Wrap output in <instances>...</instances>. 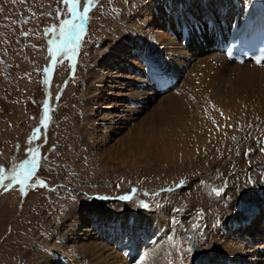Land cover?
Segmentation results:
<instances>
[{
    "label": "bare ground",
    "instance_id": "6f19581e",
    "mask_svg": "<svg viewBox=\"0 0 264 264\" xmlns=\"http://www.w3.org/2000/svg\"><path fill=\"white\" fill-rule=\"evenodd\" d=\"M81 1L71 3L58 58L77 53L76 41L98 0H86L83 11ZM208 1L151 0L135 16L118 18L117 37L104 41L77 91L87 143L99 156L115 154L121 162L172 165L179 190L162 197L190 191L186 213L179 217L168 207L159 214L148 203L140 205L136 193L96 195L103 202L74 207L56 239L52 234L39 246L30 237L26 260L36 263L47 251L62 257L46 256L41 264H264L262 230L255 225L264 215V166L256 164L264 159V62L237 64L217 51L232 25L264 14V0ZM198 5L206 13H196ZM149 72L166 75L170 84L161 91ZM48 109L45 101V114ZM128 124L132 132L122 135ZM127 137L134 143L125 146ZM198 168L208 176L198 177ZM208 182L216 184L215 193L207 190ZM136 231L147 237L144 245ZM117 234L128 236L125 241L133 236L135 244L116 249ZM194 248L203 259L191 260Z\"/></svg>",
    "mask_w": 264,
    "mask_h": 264
},
{
    "label": "rangeland",
    "instance_id": "374dc122",
    "mask_svg": "<svg viewBox=\"0 0 264 264\" xmlns=\"http://www.w3.org/2000/svg\"><path fill=\"white\" fill-rule=\"evenodd\" d=\"M72 1L0 0V215L4 218L3 225L0 220V262L6 258L8 264H41L46 256L61 258L45 251L36 263L26 260L32 249L30 237L39 246L45 244L74 207L103 202L96 195L136 193L140 205L148 203L159 214L162 208L172 207L170 214L179 217L190 207V191L162 197L179 190L173 185L177 172L172 165L130 164L119 161L115 154L99 156L81 129L85 111L77 91L84 84V72L104 41L117 37L115 21L126 14L135 16L134 11L151 0L96 1L87 14L84 35L76 41L77 53L58 58L63 26L70 16L72 19ZM85 1H81L82 7ZM196 8V13H206L205 6ZM53 59L56 62L46 74ZM232 116L231 122L238 125L239 118ZM132 125L122 135L129 136ZM132 140L127 137L123 144H133ZM27 161L29 167L23 169ZM256 164L262 168L264 159ZM195 172L198 177L208 176L204 168ZM215 187L208 182L210 193L216 192Z\"/></svg>",
    "mask_w": 264,
    "mask_h": 264
},
{
    "label": "water",
    "instance_id": "95a60500",
    "mask_svg": "<svg viewBox=\"0 0 264 264\" xmlns=\"http://www.w3.org/2000/svg\"><path fill=\"white\" fill-rule=\"evenodd\" d=\"M263 182H264V174L262 176ZM262 191L264 192V185H263V189ZM201 255H198L197 253H195V255L193 256L194 259H197L198 257H200Z\"/></svg>",
    "mask_w": 264,
    "mask_h": 264
}]
</instances>
